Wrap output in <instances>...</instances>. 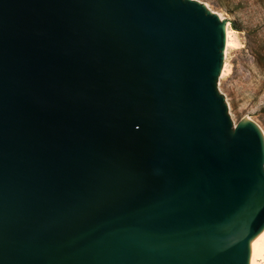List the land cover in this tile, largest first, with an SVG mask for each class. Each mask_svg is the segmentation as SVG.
I'll use <instances>...</instances> for the list:
<instances>
[{"label":"water","instance_id":"95a60500","mask_svg":"<svg viewBox=\"0 0 264 264\" xmlns=\"http://www.w3.org/2000/svg\"><path fill=\"white\" fill-rule=\"evenodd\" d=\"M264 140L234 125L214 0H0V264H259Z\"/></svg>","mask_w":264,"mask_h":264},{"label":"rangeland","instance_id":"374dc122","mask_svg":"<svg viewBox=\"0 0 264 264\" xmlns=\"http://www.w3.org/2000/svg\"><path fill=\"white\" fill-rule=\"evenodd\" d=\"M235 39L229 48L234 125L264 137V0H214Z\"/></svg>","mask_w":264,"mask_h":264},{"label":"bare ground","instance_id":"6f19581e","mask_svg":"<svg viewBox=\"0 0 264 264\" xmlns=\"http://www.w3.org/2000/svg\"><path fill=\"white\" fill-rule=\"evenodd\" d=\"M232 30V29H231ZM229 28H228V35H229V48L231 46H233V43L235 41L233 35H232V31H231ZM263 137V135H262ZM263 140H264V137H263ZM259 264H264V248H263V251H262V254H261V258H260V261H259Z\"/></svg>","mask_w":264,"mask_h":264}]
</instances>
